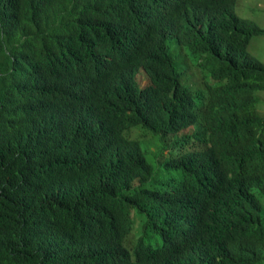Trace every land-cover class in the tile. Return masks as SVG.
<instances>
[{
	"label": "trees",
	"instance_id": "1",
	"mask_svg": "<svg viewBox=\"0 0 264 264\" xmlns=\"http://www.w3.org/2000/svg\"><path fill=\"white\" fill-rule=\"evenodd\" d=\"M233 3L0 0V264H264V29Z\"/></svg>",
	"mask_w": 264,
	"mask_h": 264
},
{
	"label": "rangeland",
	"instance_id": "2",
	"mask_svg": "<svg viewBox=\"0 0 264 264\" xmlns=\"http://www.w3.org/2000/svg\"><path fill=\"white\" fill-rule=\"evenodd\" d=\"M233 11L236 15L253 21L256 26L264 29V0H234ZM248 52L256 59L264 63V30L261 33L251 34L247 44ZM190 78L198 81L200 75L199 68H191ZM142 79L141 81H143ZM148 152L146 158L149 162L154 164L156 159L157 144L153 138L148 140L146 144ZM162 152H165L164 150ZM131 230L134 234L138 233L140 225V215L133 209H129Z\"/></svg>",
	"mask_w": 264,
	"mask_h": 264
},
{
	"label": "clouds",
	"instance_id": "3",
	"mask_svg": "<svg viewBox=\"0 0 264 264\" xmlns=\"http://www.w3.org/2000/svg\"><path fill=\"white\" fill-rule=\"evenodd\" d=\"M186 39V38H185ZM187 40V39H186ZM145 82V79L143 81H141V84H143Z\"/></svg>",
	"mask_w": 264,
	"mask_h": 264
}]
</instances>
